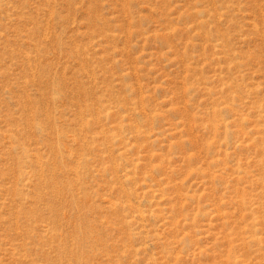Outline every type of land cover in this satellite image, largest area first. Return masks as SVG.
<instances>
[{
    "label": "rangeland",
    "instance_id": "obj_1",
    "mask_svg": "<svg viewBox=\"0 0 264 264\" xmlns=\"http://www.w3.org/2000/svg\"><path fill=\"white\" fill-rule=\"evenodd\" d=\"M0 264H264V0H0Z\"/></svg>",
    "mask_w": 264,
    "mask_h": 264
}]
</instances>
